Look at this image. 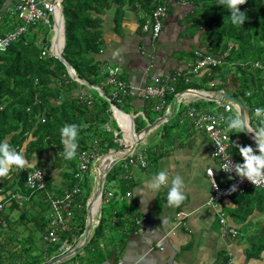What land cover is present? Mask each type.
Segmentation results:
<instances>
[{"label": "crops", "instance_id": "1", "mask_svg": "<svg viewBox=\"0 0 264 264\" xmlns=\"http://www.w3.org/2000/svg\"><path fill=\"white\" fill-rule=\"evenodd\" d=\"M16 3L17 0H0V33H11L19 27L20 23H17L14 13ZM169 6H172L171 13L168 17L166 15L163 30L157 39L151 38L147 32L148 29H145L148 14H140L138 10H142L140 6H138L139 8L137 6V8L134 6L125 7L122 12L106 11L102 15V50L93 57L98 68L104 72L103 85L107 77L104 69L107 66L117 67L121 72L120 80L133 87L136 92L151 86L162 90L164 94L162 97L143 96L138 98L137 95H131L128 90L121 99L114 100V102L118 107L119 114L123 112L128 114L130 126L125 119L120 122L118 118L120 115L114 117L113 113L106 123L112 130L114 127L109 125L112 122L115 126L113 135L118 134L114 142L119 141V144L116 143V146L110 148L111 151H127L129 146L134 145L132 139L135 137L131 139V130L143 131L142 129H146L149 125L152 126L143 135L137 137L135 145L136 153L140 152L146 155V167L142 169L139 164L132 163L133 158L125 160L123 158L115 162L108 171V173L112 171L115 165L122 170L119 173L116 169L114 177L116 176L117 179L111 182L106 189V191L112 192L110 197L113 198L111 200L114 202L113 208L116 210H112L107 216V224H109L105 230L110 229L111 236H114L109 242H115V239V244L119 245L118 253L115 256L116 263L120 261L123 264H227V261L231 259L233 264H264V251L259 258H251L247 253L249 245L264 236V189L247 188L245 190L244 194L246 195L250 191L256 190L253 194L254 197L251 198L252 201L250 204L247 203L248 207L245 209L240 208L236 203L234 197L237 195L223 199L216 211L207 207L206 201L211 195V190L205 169L217 167L222 160L209 154L208 136L197 131L189 119V112L195 113L199 109L205 110L203 113L213 115L218 119L221 116L235 114V110L234 113L225 112L222 105L199 98L197 92L202 91L214 95L224 91L236 99H242L238 88L232 82V75L237 70L235 67H231V69L227 66L223 67L224 62H222L221 56L209 51L210 45L201 39L205 30H197L192 27L191 14L194 7L186 3L174 2H171ZM56 31H59V27ZM202 56L216 57L221 63L215 67L209 65L199 67ZM258 66L261 67L260 63ZM217 68L220 69V74H218ZM213 69L216 72L210 77ZM226 69L228 70L226 71ZM66 72L71 78L67 69ZM220 77L227 81L225 90L216 89V86H220ZM178 83L182 87L188 88L179 90ZM108 89L110 93L107 96L112 99L114 89L112 87H108ZM187 89H192L194 92L186 94ZM82 90L74 91V95H80L83 92L92 95L89 91ZM250 94V92H246L243 101L248 107L257 108L256 103L259 100V95L253 96L251 104H248L247 98L250 97ZM57 99L53 101V105L60 103ZM121 107L129 110L125 111ZM249 118L251 126L256 127L258 121L251 111ZM220 121L222 120L220 119ZM140 124L146 126L143 128L140 127ZM222 127H226L223 121ZM33 130L21 132V128L8 129L5 135L0 138V141L6 139L11 146L13 144L17 150H22L28 160V164L24 168H13L8 177L0 178V202L7 198L4 203L2 202L3 209L0 213L2 226L15 223L17 220L21 221L24 218L23 214H26L27 225L32 227L34 217L46 214V212L48 216L53 213L54 208L50 203L51 200L60 196L62 190L69 183V179L65 177L57 163L60 158L63 159L61 142L53 145L54 143L48 144L49 142L45 140L41 143L43 147L35 143L32 145L38 136ZM227 134L233 138V140L231 138L229 146L231 154L237 158L239 163H242L238 148L233 145H251L255 148V144L250 140L246 131L242 133L227 132ZM59 137L60 135L56 139L58 140ZM123 142L129 144H123ZM146 142L148 146L144 148L143 145ZM93 143L94 146L92 144L84 152L91 153L97 150L94 149L97 141L94 140ZM45 144L48 146L45 147ZM138 144L140 145L138 146ZM80 154L81 151H78L74 173H78L81 162ZM66 161L72 166V160ZM100 165L101 163L97 162L95 169L101 167ZM37 168L44 171L46 178L56 189H47V194L41 195L38 194L39 192L29 190L25 183L23 187L18 186L17 182L23 170L29 172ZM160 170L167 171L170 180L176 175L183 178L186 199L180 206L167 204V187L161 188L155 194L149 192L148 182ZM90 173L91 168L89 167V171L83 175V182L88 181L86 174L89 177ZM95 176L93 183L89 181L91 194L94 191L98 174ZM122 176L133 183L130 191L123 192L118 188V182ZM140 189L143 192L139 191ZM127 192H130L131 197H128ZM15 194L28 198L19 203L13 198ZM82 198L83 196L80 194L76 199L75 213H79L82 217L81 213L85 209L86 217H83L86 222L88 202L85 206L80 205ZM259 201L263 202L262 206ZM44 203L50 205L49 211H43ZM260 207H263V210ZM97 214V218H100L101 214L99 212ZM220 214L223 215V225L237 232L236 235L222 232ZM125 222H128V227ZM18 225L23 228L22 225ZM6 232L4 236L7 235ZM4 236L0 237L1 242ZM120 238H124V242ZM81 240L80 238L77 245ZM21 244L17 247L11 245V249L13 251L24 250L25 247H21ZM110 246L106 245L105 247L109 250ZM102 252H105V249ZM55 258L52 255L50 260ZM84 262L82 264L86 263ZM116 263L106 261L101 264ZM70 264L79 263L77 261Z\"/></svg>", "mask_w": 264, "mask_h": 264}, {"label": "trees", "instance_id": "2", "mask_svg": "<svg viewBox=\"0 0 264 264\" xmlns=\"http://www.w3.org/2000/svg\"><path fill=\"white\" fill-rule=\"evenodd\" d=\"M152 2H155L156 6L147 15V21H152L151 14L158 6H165L166 8L165 17L160 21L159 35L163 30L167 12L172 9V6H169L171 2L186 3L194 7L191 14L192 27L197 28V30H205L201 39L210 45L208 50L221 56V60L224 62L223 67L236 68L237 71L232 75V82L238 88L241 97L245 98V92L258 94L259 100L256 106L264 107V0H247L244 5L240 6V11L244 12L247 17L241 27L230 23L227 19L230 12L219 6L218 0H62L64 17L62 56L80 80L91 86L101 87L105 95H109L108 87L112 86L108 85L107 81L103 85L104 72L98 68L93 59L94 55L102 50V15L106 11L122 12L125 7L130 6L148 8ZM35 27L41 28L46 34H49L46 25L42 26L41 23H38ZM147 32L153 38L150 25ZM4 35L5 33H0V36ZM159 35L154 39H157ZM30 44L34 45L30 40L21 36L5 52L0 53V138L5 135L8 129L17 130L21 128V132H25L35 128L33 131L38 136L32 145L35 143L43 147L41 143L45 140L49 142L48 144L54 143L53 145H55V143L60 144L61 142L60 137L58 140L56 137L60 135L62 126L77 124L81 126L77 138V153L78 151L81 153L86 151L92 144L94 146V140L97 141L96 151L99 153H106L110 148L116 146L112 130L105 128L108 126L106 124L108 118H111L112 115L110 104L97 91L71 79L62 63L53 62L51 55L44 54L45 56L41 57L43 50L37 51L36 46L31 47ZM61 47L62 40L57 39L58 53ZM73 47L77 49L76 53H74ZM258 63L261 67L258 66ZM109 67L104 69L105 76ZM216 70L220 74V69L217 68ZM216 70L211 71L210 77L214 75ZM117 78L121 79V76ZM222 78L220 77L221 83L220 86H216V89H226L227 81ZM242 87L245 88V91L241 90ZM177 88L185 90L188 87H182L178 83ZM78 89L89 91L93 97L86 93L82 97H76L74 93ZM136 97L141 98L139 95ZM56 98L60 103L53 105L52 103ZM8 112L11 114L9 115ZM12 146L14 147L13 144ZM229 152L231 153L230 149ZM76 162L77 158L72 160L73 169L69 174L63 172L65 177L71 181L76 170ZM117 169L119 173L122 172L121 169ZM116 172L115 165L106 176L104 190L117 179L116 176L114 177ZM26 173L27 171L23 170L20 174L18 186L23 187ZM123 177L119 179L118 188L123 192L130 191L133 183ZM45 181L48 190L56 189L46 176ZM71 184L68 183L67 189L70 188ZM255 191H250L247 195L245 194L246 196H235L238 206L244 209L248 207L247 203L250 204ZM107 193L108 191H106ZM38 194L47 193L39 192ZM88 197L89 194L83 197L80 200V205L85 206ZM6 200L7 198L2 202L4 203ZM113 203L112 200L105 202L104 196L99 222L92 230L88 243L82 251L68 261L71 263L78 261L79 264L84 261L85 264H101L106 261L116 263L117 258L115 256L118 253L119 245L115 244V239V242H109L114 236H111L110 229L105 231L109 224H107V216L112 210L116 211L113 208ZM262 203L259 201L261 206ZM44 206L43 211H49L50 205L44 203ZM260 209L263 210V207ZM23 216L21 221L17 220V222L8 223L6 226L0 224V237H3L7 231L3 241L0 240V264H45L52 258V255L57 258L58 255L63 254L64 249L60 248L63 244L67 243L71 249L74 248L85 230V216L81 217L79 213H75L72 221L68 222L67 229L57 232L56 242L45 243L42 241V236L49 231L48 213L34 217L32 227L27 225L26 214ZM76 217L78 221L75 220ZM18 224L22 225L23 228ZM125 224L128 227V222ZM22 234L28 236L26 242H24L25 237ZM120 240L124 242V238H120ZM35 241H39L41 247L34 246ZM20 243H22L21 247H25L24 250L13 251L11 249ZM11 245L13 246L11 247ZM106 245H111L109 250L106 249ZM48 248L54 249L52 253L49 254L45 251ZM103 249L105 252H102ZM263 251L264 236L254 240L249 245L247 253L251 258H259Z\"/></svg>", "mask_w": 264, "mask_h": 264}, {"label": "built area", "instance_id": "3", "mask_svg": "<svg viewBox=\"0 0 264 264\" xmlns=\"http://www.w3.org/2000/svg\"><path fill=\"white\" fill-rule=\"evenodd\" d=\"M61 0H17L15 4V17L17 20L21 22L22 25H19L15 29V31L11 33H6L4 36H0V53L5 52L11 44L16 42L23 36L26 32L27 27L32 26L35 27L38 23L45 24L48 27L49 32L56 31V27L58 25V13H59V4ZM161 1V0H157ZM165 17V8L163 6H158L152 13V21L148 20L146 22L145 29L151 26L152 37L156 38L161 30V19ZM53 28V29H52ZM54 42L52 43V49L54 48ZM53 53H57L54 52ZM45 52L42 51L41 55H44ZM220 60L211 57V56H202V61L199 63L200 66H213L220 64ZM195 71V70H193ZM120 76V71L116 67H109L107 68V84L112 86L114 89L112 100L118 101L121 99L122 96L129 90L131 95H139L143 96H153V97H162L163 91L159 90L156 87L147 86L142 88L139 91H135V89L131 86L126 85V83L117 77ZM120 94V96H118ZM108 101H111L107 98ZM112 106V105H111ZM114 107V105L112 106ZM111 107V108H112ZM231 107L226 105L224 108L225 112H229ZM204 117H211L209 120H204ZM189 119L192 120L194 127L198 131L205 132L210 140L209 146V153L212 157H218L222 160L218 171L213 169H207V175L210 178V185H211V196L210 198L213 200L214 203L207 205L214 210L219 208L220 202L233 195V194H241L247 188H262L264 186H253L247 180L241 181L239 177L235 175L234 172H225L222 170V166L226 163V156H227V148L229 145V141L224 139L225 136H228L227 133L224 131L222 127V121L217 117L203 113V111H197L193 113V111L189 112ZM219 140L225 147V152L221 153L220 155H214L218 148L214 144ZM96 154L91 153H82L80 157V165L79 168L81 171H85L88 167L89 162L96 158ZM233 163H238V160L230 156ZM143 160V164L141 163ZM132 163H137L141 168H145L146 166V155L142 153H138L134 159L131 161ZM81 164L84 167H81ZM213 173V175H212ZM76 178L78 175L75 176ZM221 180V182H219ZM235 185L236 191H230V188ZM25 186L31 190L32 192H45L46 191V181L44 178L43 171L36 169L32 170L27 173L25 179ZM80 192L77 186H73L71 189H65L62 192L60 197H55L51 200V204L54 208L53 213L50 214V223H49V231L47 234L43 235V241L47 243H54L57 240V232L64 231L67 229L66 224L72 219V212L71 207L73 204V198L78 195ZM19 203L23 200H27L28 197L15 194L13 196ZM209 198V199H210ZM208 199V201H209ZM3 209V204L0 202V213ZM220 224L222 227V232L224 234H231L235 235V231L231 228L226 227L223 225V215H219ZM64 249V252H68L71 250L70 246L65 243L62 245L61 249ZM116 264H123L122 262H117ZM227 264H233L231 259L228 260Z\"/></svg>", "mask_w": 264, "mask_h": 264}, {"label": "clouds", "instance_id": "4", "mask_svg": "<svg viewBox=\"0 0 264 264\" xmlns=\"http://www.w3.org/2000/svg\"><path fill=\"white\" fill-rule=\"evenodd\" d=\"M246 2H247V0H218V5L223 7V8H225V9H227L230 12V15L227 17V19L230 21V23L232 25L237 26V27H241V25H243V23L246 21L247 17H246V14L244 12L240 11V6L244 5ZM163 7L165 8V6H163ZM165 14H166V8H165ZM50 32H49V35H50ZM54 33H55V31L53 32V36H54ZM54 39H55V37H54ZM60 40H62V42L64 41L63 38H61ZM62 47H61V49H59V52H61V55H62V51H63ZM50 51L52 53L51 56H53V57H55L54 55H58L59 54L58 52L55 53V54L53 53L52 45L50 47ZM45 55H46V52H45ZM40 56L44 57L42 55H40ZM106 81H107V79H106ZM93 87L102 90L101 87H96V86H93ZM89 89H91V88H89ZM93 90H95V89H93ZM193 92L194 91L192 89H190V90L187 89V91H185L186 94L193 93ZM222 92H224V91H222ZM99 95H100V93H99ZM103 96L105 97V100L110 104V111H112L111 113H113V116L116 117V116L120 115L118 117L119 121L121 122V121H124V119H125L127 124L130 126L129 118L127 116L128 114L125 113V112L119 114L118 107L116 106L114 100H112L108 96H106L104 91H103ZM247 96H248V94H247ZM107 98L110 99L111 101H108ZM199 98H201V97H199ZM243 99H245V98L239 99V101L246 108L249 109V111L247 113H244L242 111L238 112L236 107L230 106L229 104H225V105L224 104L223 105L220 104V105L223 106V110H224L226 105L231 107V110L229 112H233L235 110L234 111L235 114H231V115H228L226 117L225 116H221L220 119L226 125V127L224 128V131L226 133L227 132L242 133V132L247 131V133L253 134L252 135V140H253L252 142L255 144V148H253L251 145H247V146H241L239 144L233 145L234 147L238 148L239 156L241 157V159L243 161L242 163H239V161H238V163H233L232 160H231V157H230V156H233V155L229 152V146H230L231 138H230V135L227 134L228 136H225L224 139L229 141V145H228L227 152H226L227 153L226 163L222 166V170L225 171V172H229V173L234 172L235 175L237 177H239L241 181L247 180L254 187L255 186H264V107H257V108L256 107H254V108L251 107L250 108V107H248L245 104V101H243ZM111 105L112 106L114 105V107H112ZM198 111H205V110L199 109ZM250 111L252 113H254V116L256 117V119L258 121V125L256 127H252L251 124H250V118H249ZM121 116H124V118L121 117ZM131 117H132V115H131ZM203 119L204 120H209V119H211V117H204ZM190 121H192V120L190 119ZM80 127L81 126L77 125V124H66V125L62 126L61 129H60V138H61V144H62L61 155H62V157L65 160L71 161V160L76 159V157H77V148H78L77 138H78V135H79V132H80ZM105 128L109 130L108 126H105ZM142 130H144V129H142ZM131 131H132L131 139L133 137H135V138L132 139L134 145L133 146H129V149L127 151H111V149H109L106 153H99V152H97L95 150V151H93V153H95L97 157L92 159L91 161L97 162L98 159L101 156H103L105 154H108V153H118V154L129 153V155L127 157H125L123 160H125L127 158H133L134 159L135 156L139 153V152L136 153L137 150H135V144H137V137L143 135L144 132L141 131V130L140 131L139 130L135 131L134 129H132ZM112 132H113V130H112ZM138 132H140L139 135H135ZM199 132H202V131H199ZM203 133H205V132H203ZM114 137L117 138L118 134H116ZM116 143L119 144V141H116ZM124 143H128V142H123V144ZM128 144H127V146H128ZM214 144L218 148V151L214 155H220L221 153L225 152V147L219 140H217V142L214 143ZM209 146H210V140H209ZM94 149H96V147ZM131 149H132V151H131ZM208 152H209V147H208ZM82 153H86V152H82ZM104 157H105V159L109 158V157L103 156V158ZM103 158L100 161V163H102L105 160ZM215 158H218V157H215ZM91 161L89 162L88 167H87V169L85 171H81L80 168L78 167V173L77 172L74 173L73 179L78 180L77 183L71 184L70 188L67 189V187H66V188H64L62 190V192L65 189L69 190L73 186H77L79 188V190H80L78 195L73 198V204H72V207H71L72 218H73V216L75 214V207L77 205L76 199L81 194V187H80L81 186L80 185L81 181L80 180H82L83 179V175L87 171H89V167H90ZM221 162L215 168L214 167H207L205 169V175H206L209 183H210V178L207 175V172H206L207 169L209 168V169H213L215 171H218ZM141 163L143 164V160H141ZM27 164H28V160L25 158V155H24L22 150H17L16 148L12 147L10 145V143L6 139L3 140V141H0V178L8 177L13 168L22 169ZM81 167H84V165L81 164ZM37 169H39V168H37ZM34 170H36V169H34ZM39 170H41V169H39ZM96 170H98V173H99V169H96ZM43 174H44V178H45L44 171H43ZM76 175H78L77 178L75 177ZM212 175H213V173H212ZM106 176H107V174H106ZM97 179H98V177H97ZM219 182H221V180H219ZM105 183H106V178H105ZM105 183H104V188H103V193H102V201H103L104 196H105V202H109V201H111V199H113V198L110 197L112 192L110 191V192H108L106 194V190H104L105 189ZM95 186H96V184H95ZM147 187L149 189V192H151L152 194H155V192L159 191L161 188L167 187L166 200H167V204L169 206L178 207L186 199V196H185V193H184L185 185H184L183 178L181 176H179V175H176V176L172 177L171 180H170L169 174L165 170H160L159 172L154 174L152 176V178L150 179V181L148 182ZM256 189H258V188H256ZM210 190H211V185H210ZM46 191H47V187H46ZM139 191H141V189ZM230 191H236V186L233 185L230 188ZM141 192H143V191H141ZM211 193H212V191H211ZM244 193H245V191L243 193H241V194H233V195L243 196V195H245ZM126 194L128 195V197L129 196L131 197L130 192H127ZM60 196H58V197H60ZM210 196L208 197V199L210 198ZM227 198H225V199H227ZM87 202H88V200H87ZM207 202L209 204L214 203L213 200L210 198L209 201L208 200L206 201V206L207 207H209L207 205ZM220 204H221V202H220ZM220 204H219V207H220ZM101 207H102V204H101ZM100 213H101V211H100ZM97 217H98V214H97L96 218L94 219V223L96 221L99 222V218H97ZM49 219H50V215H49ZM70 221H72V219ZM98 222L95 223L94 226L97 225ZM67 224H66V226H67ZM85 224H86V222H85ZM93 229H94V227H93ZM235 233L237 234V232H235ZM42 241H43V236H42ZM43 242H45V241H43ZM45 243H47V242H45ZM66 252H63V254L66 253Z\"/></svg>", "mask_w": 264, "mask_h": 264}, {"label": "water", "instance_id": "5", "mask_svg": "<svg viewBox=\"0 0 264 264\" xmlns=\"http://www.w3.org/2000/svg\"><path fill=\"white\" fill-rule=\"evenodd\" d=\"M59 22H58V27L60 31H55L54 33V37L56 39H64V17H63V5H62V0L60 1L59 4ZM56 59L60 60V62L62 63V65L67 69L69 75L71 76V78L83 85H85L88 88H93L95 89L98 93H100L101 97L105 100V97L103 96V91L95 88L91 85H89L87 82L80 80L77 75L74 73V71L72 70L71 66L68 64L67 61H65V59L63 58V56L61 55V52H59L58 55H54ZM196 92V91H195ZM198 96L201 97L202 99H207L209 101H213L219 104H229L230 106H234L237 108L238 112L242 111L244 113H247L249 111L248 108H246L238 99L232 97L231 95L225 93V92H219L216 93L214 95L202 92V91H198L197 92ZM152 126H148L146 129L143 130V132H145L146 130L151 129ZM140 132H138L135 135H139ZM248 137L250 138L251 141L252 140V135L251 133H247ZM136 145V144H135ZM132 151V149H131ZM129 155V153H124V154H118V153H108L105 154L103 156L106 157H111V162L106 166L105 169H102L101 167H98L99 169V173H98V179L96 182V186L94 189V192L91 194L89 200H88V204H87V220H86V224H85V230L82 234V240L81 242L76 245L72 250L60 255L59 257L52 259L50 261H48L45 264H58V263H63L65 261H68L69 259H71L72 257H74L77 253H79L80 251H82L84 249V247L86 246V244L88 243L90 237H91V233H92V229L94 227V219L97 216V213L101 211V204H102V193H103V188H104V183H105V178H106V174L108 173V171L110 170V168L112 167V165L117 162L118 160H121L125 157H127ZM103 156H101L98 159V163L102 160ZM105 159V157L103 158ZM94 202H97L98 208L97 211L95 213V215H93L91 209L94 206Z\"/></svg>", "mask_w": 264, "mask_h": 264}, {"label": "rangeland", "instance_id": "6", "mask_svg": "<svg viewBox=\"0 0 264 264\" xmlns=\"http://www.w3.org/2000/svg\"><path fill=\"white\" fill-rule=\"evenodd\" d=\"M156 6V3L155 2H152V3H150V6L148 7V8H142V10L141 9H138L139 10V12H140V14H149L151 11H152V8L153 7H155ZM139 8V7H138ZM171 12L169 11V12H167V17L169 16V14H170ZM16 19V18H15ZM16 21H17V23L19 22L20 24H21V22L19 21V20H17L16 19ZM19 24V25H20ZM45 24H42V26H44ZM53 29V28H52ZM23 38H25L26 40H30L34 45H31L30 44V46L31 47H35L36 48V50L38 51V50H43V51H45L46 52V55H52V53H51V51H50V47H51V45H52V43L54 42V36H53V32L51 31L50 32V35L49 34H46L45 32H44V30L43 29H41V28H37V27H32V26H29V27H27V29H26V32H25V34L23 35ZM53 40V41H52ZM52 41V42H51ZM62 49L64 48V41L62 42ZM73 51H74V53H76L77 52V49L75 48V47H73ZM62 54H63V51H62ZM42 56H45V55H42ZM50 57V56H49ZM51 60L53 61V62H57V61H59L60 62V60H58V59H56L55 57H53V56H51ZM61 63V62H60ZM241 90L242 91H245V88H241ZM82 93V92H81ZM246 93V92H245ZM83 94H85L84 92L82 93V94H80V95H83ZM76 95V97H79L80 95L79 94H75ZM257 94H250L249 96L250 97H248L247 98V101H248V104H251V102H252V100H253V96H256ZM91 101V100H90ZM212 104H215V103H213L212 102ZM46 105V104H45ZM123 110H129V109H127V108H125V107H121ZM9 113V112H8ZM11 114V112L9 113V115ZM9 117H11V116H9ZM152 119V118H151ZM109 125L113 128L114 127V125H113V123L111 122V123H109ZM144 126H146L145 124H140V127H143L144 128ZM115 128V127H114ZM113 128V129H114ZM112 129V130H113ZM140 144H138V146H139ZM47 146V144H45V147ZM144 146V148H146L145 146H148V144H147V142L143 145ZM60 166H59V168H61L62 169V172H66V173H70L71 172V170L73 169V167L72 166H70V164L63 158H60L59 160H58V162H57ZM73 164V163H72ZM96 164H97V162H95V161H91V163H90V168H91V173H90V175H89V177L87 176V174H86V177H87V180L88 181H85V182H83V180H80L81 181V183H80V187H81V195L83 196V197H85L86 195H88L89 194V197L91 196V192H90V188H89V181H91L92 183L94 182V179H95V175H97L98 174V170H96L95 169V166H96ZM116 169H117V167H116ZM77 181L78 180H76V179H72V181L71 180H69V182L70 183H72V184H75V183H77ZM51 187V186H50ZM84 213H85V209L82 211V213H81V215L83 216L84 215ZM85 217H86V213H85V215H84ZM75 220L76 221H78V218L76 217L75 218ZM24 237H25V239H23L24 240V242H26L27 241V235L26 234H22ZM38 245V247H41V243H39V241H35L34 242V246H37ZM52 250H54V249H50V248H48V249H45V251L46 252H48L49 254L50 253H52ZM55 256V255H54ZM71 262L70 261H68V262H66V263H63V264H70ZM73 263V262H72Z\"/></svg>", "mask_w": 264, "mask_h": 264}, {"label": "bare ground", "instance_id": "7", "mask_svg": "<svg viewBox=\"0 0 264 264\" xmlns=\"http://www.w3.org/2000/svg\"><path fill=\"white\" fill-rule=\"evenodd\" d=\"M59 19V18H58ZM57 27H58V25H57ZM56 27V28H57ZM60 31V30H59ZM54 48H53V51L54 52H57V39H55L54 40ZM121 117H123L124 118V116H121ZM111 162V157H109L108 159H105L102 163H101V168L102 169H104L109 163ZM104 167V168H103ZM95 204H94V206L92 207V209H91V211H92V213H93V215H94V213H95V211L97 210V208H98V205H97V202H94Z\"/></svg>", "mask_w": 264, "mask_h": 264}]
</instances>
